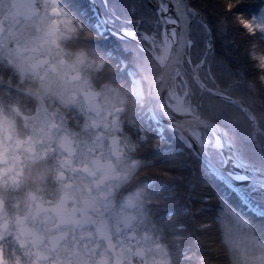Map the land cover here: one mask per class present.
I'll return each mask as SVG.
<instances>
[{"label": "clouds", "instance_id": "9594fccd", "mask_svg": "<svg viewBox=\"0 0 264 264\" xmlns=\"http://www.w3.org/2000/svg\"><path fill=\"white\" fill-rule=\"evenodd\" d=\"M96 39L71 0H0V264H264L248 221L177 257Z\"/></svg>", "mask_w": 264, "mask_h": 264}, {"label": "trees", "instance_id": "16d2710c", "mask_svg": "<svg viewBox=\"0 0 264 264\" xmlns=\"http://www.w3.org/2000/svg\"><path fill=\"white\" fill-rule=\"evenodd\" d=\"M229 2L232 4L230 10L226 7ZM191 5L205 17L212 35L209 37L202 19L193 21V44L188 50L189 57L196 67L202 64L205 56L199 76L202 84L209 89L204 90L193 78L187 64L189 92L186 98L190 100L194 112L229 131L242 157L264 165L261 159L264 157V83L260 80L264 65L259 60L264 55V32L260 29L249 31L240 23L241 19L250 20L264 5V0H191ZM71 6L93 32L100 48L108 52L111 68L108 75L121 85L130 100L132 97L140 98L135 96L132 88L134 78L140 81L143 104L131 103L132 115L127 131L138 145L136 155L148 169L149 174L144 179L152 183L151 191L160 201L156 209L157 219L166 228L177 257L196 250L201 242H194L196 236L202 237L205 243L217 238L216 225L223 226L219 206L221 192L225 193L227 203L264 238V215L257 211L264 209V194L252 195L253 206H247L237 195L227 193L223 186L217 188L206 165L215 167L202 159L192 147H186L188 139L184 135L164 126L152 114L147 91L150 83L160 74L161 66L141 45L161 52L154 43L163 41V29L145 24L137 33L135 28L124 26L117 20L107 31H97L95 22L100 14L105 15L101 0H71ZM116 10L121 19L127 17L126 6L117 5ZM144 11H151L147 0ZM118 30L133 32L136 40L118 34ZM205 41L212 44L210 52L204 47ZM257 43L260 46L254 47ZM180 75L177 78L186 87L185 79ZM177 88L180 91L181 86L177 85ZM253 117L256 121L252 120ZM207 151L218 163L224 164L220 150L207 145ZM153 169L156 171L153 172ZM165 172L170 176L163 175ZM190 182L196 184L198 192L209 197L216 193L208 202L197 204L202 212L194 221L180 215V209L186 203L185 186ZM205 222L213 223H209L204 231L197 232V227ZM182 223L186 225L183 231L177 227ZM183 264L193 262L185 260Z\"/></svg>", "mask_w": 264, "mask_h": 264}, {"label": "snow or ice", "instance_id": "6c2138e0", "mask_svg": "<svg viewBox=\"0 0 264 264\" xmlns=\"http://www.w3.org/2000/svg\"><path fill=\"white\" fill-rule=\"evenodd\" d=\"M105 9V15L98 18L95 22L97 31H107L113 26L117 20L127 27H133L139 32L141 26L148 24L153 25L155 29H163L164 34L171 35L175 39V55L181 57L187 49H190L193 41H191V25L193 19L199 13L191 6V0H154V5L151 6V11L145 13V0H101ZM117 5L126 6L127 17L121 19L120 13L117 12ZM226 7L230 10L232 4L229 2ZM110 9V11H109ZM260 20L264 21V13L261 14ZM241 25L249 31L254 32L257 28L264 29V23L253 24L248 19H241ZM206 31L211 35V29L207 28ZM134 33L128 32L127 36L131 37ZM206 51L210 52L212 44L210 41H205L204 45ZM262 65H264V55L259 57ZM178 111H187L184 108H178ZM194 145L186 144V147H193ZM199 155V153H198ZM264 160V157L261 158ZM209 176L216 182L217 188L223 186L227 193L235 194L239 197L242 203L247 206L252 205V195L255 193H264V165L257 166L252 162H243L237 160L231 165L232 169H243L244 174L235 171L212 168L206 165ZM227 169L228 166L225 165ZM247 184V190L242 186ZM185 201L186 203L180 209V215L189 220L194 221L195 217L200 215L202 209L197 207L199 203H206L216 195L213 193L209 197L197 191L196 184L190 182L185 186ZM219 206L221 207V215L229 218L230 226L227 227L225 238L229 240L232 235H241L247 229V224L239 214L231 208L225 199V193L219 194ZM261 215H264V209H257ZM181 231L186 228L185 224L177 226Z\"/></svg>", "mask_w": 264, "mask_h": 264}, {"label": "water", "instance_id": "95a60500", "mask_svg": "<svg viewBox=\"0 0 264 264\" xmlns=\"http://www.w3.org/2000/svg\"><path fill=\"white\" fill-rule=\"evenodd\" d=\"M149 3L151 4V6L154 5V0L149 1ZM192 7L199 13V15L195 17L193 21L198 18L202 19V22L207 26V28H210L205 17L194 6ZM100 16H102V14H100ZM211 35H209V37H211ZM187 56L188 49L185 51L183 56L177 58L175 55L174 46L166 61L163 62L164 64H160V74H158L157 77L150 83L151 85L148 86L147 91L149 101L152 105V114L154 118L157 121L163 123L164 126L166 125L172 130L186 136L189 140V144L194 145L192 148L195 150V152L197 154L199 153V156L202 159L212 164L216 169H220L221 171L231 170L240 174H244L243 169H232L231 165L237 160L243 162L252 161L247 160L240 155L238 147L232 135L229 133V131H227L226 128L213 120L203 118L200 114H197L194 111L185 113L178 111L170 106L165 99L168 89L171 88L175 90L177 88L176 78L178 74L176 72H183L182 61H184V59H187ZM204 60L205 57L203 59V62H205ZM187 62L192 68L191 61L188 60ZM197 71L198 69L193 71L197 81L202 85L204 89H209L207 86H205V84H202ZM252 120L256 121V118L253 117ZM256 128H258V125H256ZM204 137L206 139H203ZM218 139L221 143L220 146L216 144ZM207 145H215V147L221 151L225 159L224 164L218 163V161H216L211 155H209L210 153L207 151ZM225 165L228 166L227 169L225 168ZM256 165L260 166L258 164ZM242 186L245 188V190H247V184H243Z\"/></svg>", "mask_w": 264, "mask_h": 264}, {"label": "rangeland", "instance_id": "374dc122", "mask_svg": "<svg viewBox=\"0 0 264 264\" xmlns=\"http://www.w3.org/2000/svg\"><path fill=\"white\" fill-rule=\"evenodd\" d=\"M148 1V0H147ZM149 1H152V0H149ZM262 13H264V5L262 6V7H260V9L253 15V17L250 19V21L253 23V24H260V23H264V21H261L260 20V16H261V14ZM257 29H260V30H263V32H264V29H261V28H257ZM118 32V34H120V35H122V36H125V37H128L127 36V33L128 32H131V31H128V30H121V31H117ZM128 38H130V39H135L134 38V34L131 36V37H128ZM166 38H167V36L164 34V31H163V41L162 42H156V43H154V45H156V46H158V47H160V49H161V52H157V50L156 49H149V48H147V47H145L144 45H141V47L143 48V49H145V50H147L148 51V53H150L159 63H160V61H159V57H161L162 55H163V52H164V48H165V45H166ZM136 40V39H135ZM189 50V49H188ZM205 57V56H204ZM204 59V58H203ZM191 61L190 60V57H189V52H188V56H187V59H184V61H182L183 62V72L181 73V72H179L178 73V75L179 74H181L180 76H182L184 79H185V83H186V87H183V85L181 84V79H178V78H176V86L177 85H180L181 86V89H180V91H178V88H176L175 90L174 89H172L173 90V94L174 95H176V97H179V98H181V99H183L184 100V104L186 105V107H189L190 109H191V111H193V107H192V105H191V102H190V100H188L187 98H186V95H187V93L189 92V77H188V73H187V70L185 69L186 68V66L185 65H189V63L187 62V61ZM203 63V62H202ZM191 65H192V68L190 67V65H189V70L191 71V73H192V76H193V78L197 81V79H196V77H195V74H194V72L193 71H195L196 69H198V74H199V72H200V69L202 68V66H203V64H201V65H199V66H194L193 64H192V61H191ZM177 75V76H178ZM136 82L137 83H135L134 84V88H136V89H134L136 92H139V95H142V89H141V84H140V82L138 81V80H136ZM138 86V88H137V86ZM139 89V91H137ZM232 208V207H231ZM232 209H234V208H232ZM238 214H239V216L242 218V219H244L245 221H247V219L241 214V213H239L236 209H234ZM222 225H223V227H225V228H227V227H229L230 226V224H229V218L228 217H226V216H222Z\"/></svg>", "mask_w": 264, "mask_h": 264}, {"label": "bare ground", "instance_id": "6f19581e", "mask_svg": "<svg viewBox=\"0 0 264 264\" xmlns=\"http://www.w3.org/2000/svg\"><path fill=\"white\" fill-rule=\"evenodd\" d=\"M174 46H175V39L173 37H171L170 34L167 35L166 45H165V48H164L163 55L161 57H159L160 64L161 63L164 64L163 62L166 61V59L168 58L169 54L173 50ZM176 73L178 74L179 72H176ZM135 83H137V82H136V79L134 78L133 82H132V88H134V84ZM137 88H138V86H137ZM134 89H136V88H134ZM134 89H133V92H134L135 96L141 98L142 95H139V92H136ZM137 91H139V89ZM165 99H166L167 103L170 106H172L174 109L177 110L178 108H184V109H187V111H181V112H184V113L185 112H191V109L189 107H186V105L184 104V100L179 98V97H176V95L173 94V90L171 88L167 90V94L165 96ZM203 139H206V138L204 137ZM216 144L219 145V146L221 145L219 139L216 142Z\"/></svg>", "mask_w": 264, "mask_h": 264}]
</instances>
